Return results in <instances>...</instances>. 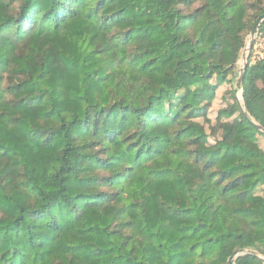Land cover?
Wrapping results in <instances>:
<instances>
[{"label":"trees","instance_id":"obj_1","mask_svg":"<svg viewBox=\"0 0 264 264\" xmlns=\"http://www.w3.org/2000/svg\"><path fill=\"white\" fill-rule=\"evenodd\" d=\"M263 14L264 0H0V264L264 257V135L236 101L213 144L200 122ZM241 90L264 128V50Z\"/></svg>","mask_w":264,"mask_h":264},{"label":"rangeland","instance_id":"obj_2","mask_svg":"<svg viewBox=\"0 0 264 264\" xmlns=\"http://www.w3.org/2000/svg\"><path fill=\"white\" fill-rule=\"evenodd\" d=\"M251 39L252 38L249 33V35L247 36L245 48L249 45ZM245 48L243 49L240 60L238 62V68L236 69L235 72L236 76L231 82L225 84L217 93L218 95L216 96L213 106L209 112V118L211 120L210 124H207L204 121L200 120V122L206 126L207 132L209 134V142L211 144H213L216 141V139L220 137V132L216 124V117L218 111L222 108H225L233 104L235 101L238 103L239 107L240 104H243L242 90H240L238 87V78L243 68L244 62L242 56L243 53L245 52ZM263 50H264V36H262L258 30L257 35L255 36L254 39L253 46L248 51V57L252 58V63L256 62L262 57ZM259 142L261 147L264 149V138L260 137Z\"/></svg>","mask_w":264,"mask_h":264},{"label":"water","instance_id":"obj_3","mask_svg":"<svg viewBox=\"0 0 264 264\" xmlns=\"http://www.w3.org/2000/svg\"><path fill=\"white\" fill-rule=\"evenodd\" d=\"M264 22V14L259 16V18L257 19V21L255 22V25L250 33L251 36V42L249 43V45L245 48V52L243 53V68L240 72V76L238 78V87L241 90L242 88V84H243V80H244V76H245V72L247 70V66H248V51L252 48L253 43H254V39L255 36L257 35V32L260 28V26L262 25V23ZM243 98V96H242ZM240 110L242 115L244 116V118L250 123L252 124L257 130H259L263 135H264V128L262 126H260L259 124H257L250 116L249 114L246 112L245 107H244V102L243 104H240ZM243 255H251L254 257L259 258L260 260L264 261V257L260 256L258 253L254 252V251H238L235 252V254L230 258L229 260V264H235V261L237 260L238 257L243 256Z\"/></svg>","mask_w":264,"mask_h":264}]
</instances>
